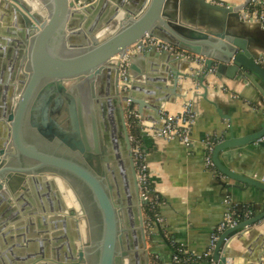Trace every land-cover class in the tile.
I'll use <instances>...</instances> for the list:
<instances>
[{
	"label": "water",
	"instance_id": "1",
	"mask_svg": "<svg viewBox=\"0 0 264 264\" xmlns=\"http://www.w3.org/2000/svg\"><path fill=\"white\" fill-rule=\"evenodd\" d=\"M37 1L45 15L30 9L27 0H0V88L6 95L3 114L7 129L0 143V230H5L0 238L13 226L21 250L18 262L7 264H51L38 262L42 258L54 261L52 264H86L87 218L68 175L88 187L102 218L96 264H149L125 114L157 121L162 104L180 96L178 79L186 75L177 68L184 55L157 50L141 39L157 37L184 53L204 56L201 70L205 73L249 82L264 100V27L252 20L248 30L242 11L249 0L239 4L214 0ZM133 45L146 59L138 60L137 53L128 57L123 89L119 86L120 59ZM154 70L160 73L154 74ZM17 72L22 78L16 77ZM190 77L206 89L203 76ZM12 78L17 82L14 90ZM159 88L164 94L156 92ZM39 98L46 103L53 99L56 106L65 100L67 127L49 117L43 118V128L38 130L47 140L58 137L69 154L48 151L25 140L24 118L28 109L34 108L31 102L36 99L37 103ZM161 128L162 124L156 131ZM263 134L264 124L247 135H229L219 141L211 153L214 166L228 178L264 190L263 182L231 171L218 159L221 149L254 141ZM21 157L33 162L23 165ZM43 178L53 179L61 189L65 207L59 208V215L54 212L56 207L36 202L39 190L45 187L39 186L36 192L33 186ZM263 218L264 209L225 229L216 241L212 259L228 264L230 237L248 233L247 228ZM34 225L37 252L33 254L27 248L30 239L23 233L24 227ZM71 226H84L86 239L76 243L78 237L70 234ZM250 263L264 264V251Z\"/></svg>",
	"mask_w": 264,
	"mask_h": 264
},
{
	"label": "crops",
	"instance_id": "2",
	"mask_svg": "<svg viewBox=\"0 0 264 264\" xmlns=\"http://www.w3.org/2000/svg\"><path fill=\"white\" fill-rule=\"evenodd\" d=\"M214 1L239 4L244 0ZM252 23V20L246 21L248 30L252 27ZM132 51L134 52L133 48H130L128 53H133ZM135 53L138 60L144 58L138 51L135 50ZM136 64L143 70L141 64ZM202 64L203 62L185 56L177 61V68L186 75L178 79L177 91L180 96L176 95L172 100L165 101L160 109V115L178 114L185 105L190 104L194 113L192 144L187 146L176 138L161 137L156 131L161 127V117H157V121L150 118L140 120L141 148L153 189L162 200L158 208L162 220L160 223H155L146 234L149 256L157 254L159 264H172V243L181 244L195 254L204 252L208 247L212 229L222 220L230 204L247 208L250 217L264 209V190L228 178L215 166L213 169L207 168L204 162V147L201 143V139L206 134H213L222 141L229 135L241 137L259 130L264 124V100L249 82L225 77L218 79L213 74L201 70ZM144 68L146 69L145 66ZM159 71L152 72L159 74ZM131 74L137 75L134 71H131ZM193 74L204 77L205 90L199 81L190 77ZM167 85L166 81L164 86ZM16 87L17 82L13 90ZM159 89L158 91L155 89L156 92L164 94V91ZM202 93L205 96H202ZM5 96V91L0 88V143L7 130L3 114ZM151 99L146 98V101ZM218 159L231 171L264 183L261 180L264 175V145L256 140L223 148L218 152ZM39 183L41 184L42 181L37 185ZM41 205L47 207L44 200ZM54 212L59 213L58 210ZM36 225L40 227L39 223ZM11 227L9 233L0 238V264L18 262L16 256L20 249L16 243V231L13 226ZM35 227V225L33 228L24 227L23 233L24 237L30 239L28 243L30 246L27 245V248H30L33 254L37 252L36 240L33 237ZM71 229L75 230L72 226ZM247 230L248 233H236L230 237L227 249L232 257L227 258L228 264H252L250 260L264 251V218ZM1 231L5 234L4 229ZM222 249L223 247L219 251L220 254ZM48 252L50 256L49 244ZM59 253L61 254L60 251ZM43 259L38 262L54 263L48 260L49 258ZM207 263L203 261L197 264Z\"/></svg>",
	"mask_w": 264,
	"mask_h": 264
},
{
	"label": "built area",
	"instance_id": "3",
	"mask_svg": "<svg viewBox=\"0 0 264 264\" xmlns=\"http://www.w3.org/2000/svg\"><path fill=\"white\" fill-rule=\"evenodd\" d=\"M250 4L252 7L249 8L247 5ZM245 8L242 11V17L246 20H256L260 23L262 27H264V0H249ZM141 43L144 45H152L156 47L157 50H166L171 53H177L178 55H184L185 57H188L190 59L197 60L199 62H203L205 60L204 56H201L199 54L194 53H184L181 50H177L176 47H174L172 44L168 43L167 41L153 37V36H144L141 39ZM130 48H133L135 53L136 51H140V48L133 45ZM130 48L126 51L124 56L120 59L119 64V86H121L123 89L125 88L124 82L126 79L127 74V59L130 57L133 53H128ZM135 115V114H134ZM129 113L125 114V119L127 123ZM136 116V115H135ZM162 120V128L158 131V134L165 138V139H178L181 143L184 145H190L192 144V138H191V131L192 126L194 122V113L191 109L190 104L185 105L183 110L178 114H168L163 113L161 116ZM140 122V120H139ZM141 126V123H140ZM130 140L132 142V156L133 161L135 165V172H136V180H137V186H138V195L142 202V207L146 204L149 205L151 208L158 207L162 200L160 196L154 191L152 182L149 177L147 164L145 161V155L140 147L139 140L133 136L130 135ZM220 139L216 137L213 134H206L201 139V143L204 147V162L205 166L207 168L213 169L214 164L211 159V153L214 145L218 143ZM257 142H262L264 145V134L261 135L259 138L256 139ZM255 177V175H253ZM261 180L264 181V175L261 177ZM155 218L152 223H160L162 218L159 215L158 212H155L154 214ZM250 217V211L246 210L243 218L239 219L234 215V210L232 209V204H230L227 207V210L224 212L222 220L212 229L210 235H209V244L207 249L202 252L201 254H194V257L192 255H189L188 257H185L184 259H181L180 256L173 253L172 254V264H181L182 262H187V264H197L198 262L195 261L194 258H201V257H208L209 262L207 264H217L212 259V252L215 247L216 241L219 237V235L227 228L233 227L237 225L240 221L247 219ZM144 222V228L147 234V231L151 228L149 221L145 220L143 218ZM149 264H159L158 263V256L157 254L151 255V258H149Z\"/></svg>",
	"mask_w": 264,
	"mask_h": 264
},
{
	"label": "flooded vegetation",
	"instance_id": "4",
	"mask_svg": "<svg viewBox=\"0 0 264 264\" xmlns=\"http://www.w3.org/2000/svg\"><path fill=\"white\" fill-rule=\"evenodd\" d=\"M31 104L34 108H29L24 118L23 136L25 140L29 143L36 144V146H38L39 148L48 151L63 154L68 153L66 152V146L60 143L58 137L54 136L52 137V139L47 140L46 137L41 135L40 131L38 130V127L43 128V118L48 119L49 117L55 119L62 127H67L68 115L65 100H63V102L58 106H56L53 99L47 101L46 103L40 100V98L38 99L37 103L35 99L31 102ZM10 151L14 152V149L10 148ZM71 153L70 155H73ZM73 157L80 160V156L73 155ZM21 161L23 162V165H29L31 164V162H33L31 159H27L24 157H21ZM67 179L69 181V184L74 188L76 194L78 195L87 218L89 230V245L87 247V250L89 254L85 257L86 264H96V249L102 229V218L100 212L88 187L73 175H68ZM35 184L33 187L36 192H38L37 189L39 186L45 187L44 190L40 189L38 192L41 195L38 197L39 201H36L39 205H41L44 200L45 205H52L56 207L58 211H60V207H65V200L60 194L61 189L57 186L56 181H54L53 179H45L41 184L39 183L37 186H35ZM63 185L65 186V183H63ZM4 207L6 208V206ZM85 232L86 231L84 226H78V228H76L75 230H71L70 234L73 237L77 236L78 239H76V243H80L82 240L86 239Z\"/></svg>",
	"mask_w": 264,
	"mask_h": 264
},
{
	"label": "trees",
	"instance_id": "5",
	"mask_svg": "<svg viewBox=\"0 0 264 264\" xmlns=\"http://www.w3.org/2000/svg\"><path fill=\"white\" fill-rule=\"evenodd\" d=\"M249 8L252 9L253 6H251L250 4L247 5ZM127 127H128V131H129V135H133L135 136L138 140H139V144L141 142L140 140V122H139V118L137 116H135L133 113H129L128 119H127ZM141 147V144H140ZM158 207L156 208H151L149 207L148 204L144 205L142 207V213H143V218L147 221H149L150 226L152 227L153 225H155V223H152L154 221V214L155 212H158ZM232 209L234 210V215L236 217H238L239 219L243 218V215L245 213V211L247 210V208L242 207V206H236L234 204H232ZM171 248H172V254L175 253L178 256L181 257V259H184L185 257H188L189 255H192V257H194V254L187 250L186 247H184L181 244H175L172 243L171 244ZM152 255V254H151ZM151 255L149 256V258H151ZM196 262L201 263L203 261H207L209 262V258L208 257H201V258H194ZM181 264H187V262H182Z\"/></svg>",
	"mask_w": 264,
	"mask_h": 264
},
{
	"label": "rangeland",
	"instance_id": "6",
	"mask_svg": "<svg viewBox=\"0 0 264 264\" xmlns=\"http://www.w3.org/2000/svg\"><path fill=\"white\" fill-rule=\"evenodd\" d=\"M36 1H37V0H36ZM27 2L30 3L29 0H27ZM37 2H38V1H37ZM38 5H39V9H38V7H37V8L35 7L33 10L40 12V11H39V10H40V3H39V2H38ZM45 12H46V11L43 9L40 13H41L42 15H45ZM23 70H24V67H23ZM16 77H18V78H19V77L22 78V73H21V72H20V73L17 72ZM11 81H12V82L14 81V82L12 83V86H14L15 83H16L15 78H14V80H13V78H12Z\"/></svg>",
	"mask_w": 264,
	"mask_h": 264
},
{
	"label": "bare ground",
	"instance_id": "7",
	"mask_svg": "<svg viewBox=\"0 0 264 264\" xmlns=\"http://www.w3.org/2000/svg\"><path fill=\"white\" fill-rule=\"evenodd\" d=\"M30 3H28L29 4V6H30V9H34L35 7L37 8L38 7V9H39V5H38V2L36 1V0H30L29 1ZM85 43V42H84ZM83 43V44H84Z\"/></svg>",
	"mask_w": 264,
	"mask_h": 264
}]
</instances>
